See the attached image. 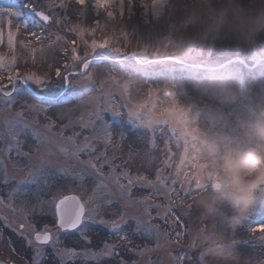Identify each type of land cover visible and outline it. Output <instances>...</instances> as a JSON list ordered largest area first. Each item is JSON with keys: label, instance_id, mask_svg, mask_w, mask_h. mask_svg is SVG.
<instances>
[{"label": "rangeland", "instance_id": "1", "mask_svg": "<svg viewBox=\"0 0 264 264\" xmlns=\"http://www.w3.org/2000/svg\"><path fill=\"white\" fill-rule=\"evenodd\" d=\"M32 5L36 11L47 12L49 7L57 11L50 13L51 27H34L37 36L41 37L39 41L25 33L15 15L21 11L27 14ZM57 5H63L62 10ZM93 5L94 0H86L85 6L78 5L76 0H0V28L6 29L10 21L15 39V51H12L5 32L0 57L8 65L15 56L21 73L51 76L54 86L63 84L56 79L55 68L61 67L63 71L64 59L70 57L73 47L81 55L90 54L92 49L86 42L107 40L110 55L117 60L125 58L111 70L108 65H102L91 68L87 75L73 78L71 84L80 87L85 95L81 100L65 105L63 110H72L73 120L79 121L83 117L86 123L90 119L89 113L95 109L107 110L111 104L116 114L138 127V130L125 128V138L120 142L122 151L116 153L117 164L121 158H129L130 147L142 144L144 136L155 131L157 147L141 150L140 156L133 155L129 171L133 176L139 173L155 182L159 168L169 187H172L170 181L173 178L192 193V198L186 202L192 205L188 209L174 197L169 200L164 194L167 189L157 182L160 191L146 204L137 207L142 211L153 205L149 208L153 217L159 214L169 218V224H165L164 219L155 221L161 231L174 227L176 231H183L187 239L181 241L180 247L165 246L144 257L131 258L144 264L149 258L159 257L162 264H170L168 253L175 256L187 251L192 237L205 225L207 230L201 235L210 239L216 226L232 219H243L252 214L250 225L264 223V192L257 193L256 202L243 218H237L227 206L223 217L206 213L199 203L210 188L203 175L205 164L200 151L203 142L222 135L238 138L237 117L264 106V23L254 19L264 6L261 0H115L108 9H99V15ZM107 11L114 15L108 16ZM96 19L98 25L94 24ZM73 38L75 46L71 42ZM65 50L67 52L63 53ZM202 66L219 68L210 70ZM221 81L234 85L235 103L218 92L213 94ZM205 88L209 89L208 94L203 91ZM138 106L141 109L139 117L131 114ZM105 115L110 120L111 114ZM148 115L152 117L151 123L145 122ZM2 119L0 116V121ZM90 134L85 132V135ZM165 155L170 158V168L162 163ZM174 187L179 189L178 184ZM154 191V188L141 189L143 195ZM157 204L159 208L154 206ZM169 208L174 216L181 218L183 227L179 223L171 224L174 216L168 215ZM0 216H7L14 226L19 219V213H13L5 206H0ZM3 224L0 220V226ZM10 231L4 228L5 234ZM95 231L101 235L107 232L102 226H97ZM75 239L78 237H73ZM107 239L115 242L112 236ZM208 239H201V250L210 247ZM219 239L226 247L233 239L232 232L221 228ZM235 239V259L226 252H218L209 257V264H244L247 258H255L264 251V245L251 242L244 230L238 231ZM65 244L73 246L71 240ZM82 247L77 246V251ZM89 247L99 251L103 244L94 239ZM47 251L51 252V249ZM0 260L7 264V252L0 250ZM69 264H84V261L77 258ZM100 264H112V258L104 257Z\"/></svg>", "mask_w": 264, "mask_h": 264}, {"label": "snow or ice", "instance_id": "2", "mask_svg": "<svg viewBox=\"0 0 264 264\" xmlns=\"http://www.w3.org/2000/svg\"><path fill=\"white\" fill-rule=\"evenodd\" d=\"M76 3L85 6L86 0H76ZM113 4L114 0H94L93 7L99 15V9H108ZM57 7L62 10L63 5ZM52 11L56 8L36 11L32 5L27 14L21 11L15 15L25 33L39 41L41 37L33 29L39 25L51 27ZM107 15L114 13L107 11ZM94 24L98 25L99 20H94ZM5 32L9 49L15 51L10 21L6 29L0 28V44L4 42ZM71 42L75 46V38ZM86 43L92 49L90 54L81 55L73 47L70 57L64 59L63 71L61 67L55 68L56 79L63 81L59 86L52 84L51 76L21 73L15 56L8 65L0 57V116L3 117L0 121V206L19 213L15 226L7 216H0L4 221L0 226V250L7 252V264H57L58 260L59 264H69L77 258H82L84 264L89 261L100 264L104 257L112 258V264H140L131 257H144L165 246L180 247L181 241L187 239L183 231H176L174 227L161 231L155 221L164 219L165 224H169V218L159 214L153 217L149 210L153 205L142 211L137 207L153 199L160 191L159 182L167 189L164 194L169 200L174 197L186 208H192L186 203L192 193L173 178L170 181L172 187H169L161 169L156 170L155 182L139 173L133 176L129 171L133 155L140 156L141 150L157 147V133L145 135L142 144L136 143L129 148V158H121L117 164L116 153L122 151L120 142L125 138V128H139L116 114L111 104L107 110L95 109L89 113L90 119L86 123L83 117L79 121L73 120L72 110H63L65 105L81 100L85 95L80 87L71 84L73 78L87 75L91 68L102 65H108L111 70L125 59L117 60L110 55L107 40ZM32 55L34 60V52ZM56 108L61 110L56 111ZM105 113L111 114L110 120ZM86 131L91 134L85 135ZM165 157L162 163L170 168V158ZM177 184L179 189L174 187ZM145 188L155 191L143 195L141 189ZM69 192L73 194H66ZM180 192H183L182 196ZM168 215L174 216L171 208ZM251 215L216 226L210 239L201 235L207 226L201 227L188 243L187 251L175 256L168 253L170 264H209V257L218 252H226L235 259V236L241 230L247 232L251 242L264 245V223L250 225ZM178 223L183 227L181 218L174 216L171 224ZM97 226L107 232L101 235L95 231ZM4 228L11 231L5 234ZM221 228L233 235L226 247L219 239ZM109 236L114 237L115 242H109ZM73 237L78 239L73 240ZM94 239L103 244L99 251L89 247ZM201 239H208L210 247L201 250ZM69 240L72 247L65 244ZM81 245L82 249L77 251V246ZM49 248L51 252L47 251ZM0 264L5 261L0 260ZM144 264L162 262L157 257L147 259ZM244 264H264V251L255 258H247Z\"/></svg>", "mask_w": 264, "mask_h": 264}, {"label": "clouds", "instance_id": "3", "mask_svg": "<svg viewBox=\"0 0 264 264\" xmlns=\"http://www.w3.org/2000/svg\"><path fill=\"white\" fill-rule=\"evenodd\" d=\"M254 19L264 23V6ZM203 91L208 94L209 89ZM216 92L229 97L231 103L236 102L233 84L221 81L213 94ZM140 111L138 106L131 114L139 117ZM145 122H152L151 115ZM235 124L238 138L222 135L207 139L200 150L205 164L204 179L210 188L199 203L206 213L218 217L226 214L225 206L237 218L245 217L256 202L257 193L264 192V106L238 116Z\"/></svg>", "mask_w": 264, "mask_h": 264}, {"label": "water", "instance_id": "4", "mask_svg": "<svg viewBox=\"0 0 264 264\" xmlns=\"http://www.w3.org/2000/svg\"><path fill=\"white\" fill-rule=\"evenodd\" d=\"M114 59H116V58H114ZM238 59H240V58H238ZM202 68L213 70V69H218L219 67H207V66H202Z\"/></svg>", "mask_w": 264, "mask_h": 264}, {"label": "bare ground", "instance_id": "5", "mask_svg": "<svg viewBox=\"0 0 264 264\" xmlns=\"http://www.w3.org/2000/svg\"><path fill=\"white\" fill-rule=\"evenodd\" d=\"M115 1V0H114Z\"/></svg>", "mask_w": 264, "mask_h": 264}]
</instances>
